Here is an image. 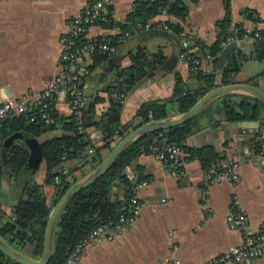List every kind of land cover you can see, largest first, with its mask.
Masks as SVG:
<instances>
[{
  "label": "crops",
  "instance_id": "1",
  "mask_svg": "<svg viewBox=\"0 0 264 264\" xmlns=\"http://www.w3.org/2000/svg\"><path fill=\"white\" fill-rule=\"evenodd\" d=\"M93 0H0V106L19 102L26 95H37L47 83L61 73L60 55L62 37L68 22L78 16ZM136 0H112L111 25L91 27L85 39L109 41L120 36L127 24ZM247 11H253V23ZM226 16L224 0H197L189 4V13L181 22L183 34L190 38L193 53L202 56V49L216 41V24ZM231 31L237 25L243 28L264 30V0H230ZM154 22H175L168 15H159ZM253 41L241 42L239 50L247 54ZM143 48L148 55L161 49L172 70L161 69L148 73L146 78L127 93L121 112V123L132 120L139 107L149 101L165 100L172 96L175 73H178L189 90L200 88L195 73L179 58L180 40L168 34L156 35L140 32L118 46L114 55L90 72L89 56L82 57L79 71L84 77L83 92L88 102L95 98L102 101L95 106L96 115L109 107L107 88L113 85L118 68L131 65L130 54ZM202 71L213 72L212 61L201 60ZM264 71V61H248L234 77L235 84L247 83L250 78ZM256 86L264 90V79ZM235 95L245 94L239 92ZM218 100V99H217ZM215 100V101H217ZM214 101V102H215ZM212 102V103H214ZM211 103V104H212ZM215 104V103H214ZM55 109L62 117L70 116L67 98L56 100ZM175 108L169 106V117L177 118ZM264 120L244 119L227 122L218 114L202 117L201 130L188 138L189 147L210 145L224 155V168L232 161L239 163L236 185L227 180L208 183L200 163L185 162L184 177H173L167 167L151 155H142L135 161L139 174L147 186L138 189L142 209L132 224L112 241L100 240L84 249L76 264H206L226 251L240 246L243 234L232 227L227 216L232 210V196L239 198L248 228L256 232L264 223V154L245 152L247 144L264 137ZM245 122L244 124H240ZM96 143L102 138L97 130H89ZM61 125L37 140L60 137ZM131 169V168H130ZM133 172V170L131 169ZM135 175V173L133 172ZM40 185L44 184L46 169L42 162L31 174ZM79 176L77 172L75 177ZM26 178V177H25ZM81 180V179H80ZM47 201L54 189L44 187ZM18 191L8 171L0 178V208L11 215L18 202ZM32 257L31 250H23ZM245 264H264V254Z\"/></svg>",
  "mask_w": 264,
  "mask_h": 264
},
{
  "label": "trees",
  "instance_id": "2",
  "mask_svg": "<svg viewBox=\"0 0 264 264\" xmlns=\"http://www.w3.org/2000/svg\"><path fill=\"white\" fill-rule=\"evenodd\" d=\"M224 1L226 16L216 24L215 43L204 47L202 56H198L196 53L192 54L200 60L206 56L213 58V72L198 71L195 73L200 88L189 90L182 77L175 73L172 96L165 100L149 101L142 104L132 120L123 125L121 123L123 103L111 97V94L116 92L127 95L146 78L148 73L160 71L168 61L161 49L148 55L143 48H139L136 53L129 55L131 59L129 67L116 70L115 81L112 86L107 88L109 107L104 113L96 115L95 106L102 99L95 98L87 101L85 108L82 109L80 122L72 115L64 118L55 109L56 99L53 97L47 101L48 109H42L38 105L27 114L3 121L0 127V178L3 171H8L19 194L18 202L12 208L11 215H6L0 208V238L4 242L14 250L23 253V250H31L32 257L38 259L41 256L46 222L55 203L72 185L95 169L118 141L142 124L167 119L169 106L174 107L176 113L180 115L187 112L208 91L218 86L235 84L234 77L240 72L244 63L264 61V30L255 29L259 33V37L253 40L250 52L245 54L238 49L229 56L222 70H217V57L223 49V43L229 36L234 35L230 30V0ZM196 2L197 0H136L120 36L109 41L83 38L82 40L77 39L76 42L78 45L91 41L108 42L117 50L120 44L129 39L119 42L123 39L125 32L132 30L138 24L154 22L153 20L164 10L169 17L177 20L163 22L168 24L171 31L166 33L180 40L184 35L181 22H184L188 16L189 4ZM246 13L253 23L258 22V19L252 17L253 11ZM109 18L110 21L102 25L109 27L112 24L110 11ZM236 29H238L237 37L242 38L244 28L237 25ZM188 39L190 38L188 37ZM114 54L99 51L91 54L89 56L92 62L90 72ZM80 78L83 87L84 77L81 73ZM259 79H264V71L250 78L247 84L256 85ZM214 103L206 107L198 117L185 124L147 135L133 143L106 174L77 193L68 202L59 218L54 235L53 255L49 264H63L74 247L86 240L98 226L114 224L122 215H129L130 200L135 193V188L138 183L144 180L139 174V168L135 166V161L142 155H150L152 146L173 145L179 147L184 153L185 162L196 160L200 163L203 173L208 177V183L217 173L223 171L224 168L221 164L226 161V158L214 147L210 145L189 147L187 145L188 138L202 129L201 118L218 114L227 122L244 119L264 120V108L248 96L235 94L225 95ZM43 112L49 114V124L41 119ZM58 125H61L63 134L42 144V162L46 169L43 185L38 184L32 175L25 171L29 149L22 140H16L10 146L7 151V167L3 166L2 148L6 139L14 135L38 139L56 129ZM79 126L82 127V132L79 131ZM91 129L99 131L102 138L100 143H96L90 138L89 130ZM260 144V140L254 139L247 146L252 153L258 154L261 150ZM127 167L135 173L133 179L126 175ZM64 171L66 172L64 173ZM77 172L80 173V177H75ZM45 186H51L54 189L50 201H47L44 194ZM0 264L15 263L0 252Z\"/></svg>",
  "mask_w": 264,
  "mask_h": 264
},
{
  "label": "built area",
  "instance_id": "3",
  "mask_svg": "<svg viewBox=\"0 0 264 264\" xmlns=\"http://www.w3.org/2000/svg\"><path fill=\"white\" fill-rule=\"evenodd\" d=\"M112 0H93L88 6H86L82 12L72 18L67 26L68 30L62 37V52L60 55V68L61 73L51 79L42 92L37 95H26L19 102H7L0 106V127L3 121L19 115L29 113L35 106L40 105L42 109H48V100L55 97L57 100L67 98L70 115H72L77 121L80 122L82 109L87 104V99L82 89L80 72L78 71L79 62L82 57L90 56L96 51L104 52L108 54L115 53L116 48L110 45L108 42L96 43V42H83L80 45L76 42L77 39L82 40L85 38L88 30L91 27L100 24H107L110 21L109 11ZM161 15H167L165 10ZM150 30H158L171 32L168 24L163 22H147L145 24H138L132 30L125 32L124 39L130 38L132 35ZM234 35L229 36L223 43V48L232 42H245L253 41L259 37V33L251 27L243 29V37L238 38V29L232 30ZM181 53L179 58L190 65V69L197 73L202 71L201 60L192 55L191 42L186 35L180 38ZM208 61H213L212 57L206 56ZM124 93H113L111 97L116 100L124 102ZM41 119L49 124L50 118L47 112H43ZM264 122V121H263ZM79 131L83 129L79 126ZM91 138V137H90ZM92 139V138H91ZM119 142V141H118ZM260 154H264V137L260 140ZM91 152V151H90ZM245 152H249V148H246ZM156 161L164 164L169 173L173 177H184L185 175V161L184 153L182 149L173 145H154L151 147L150 154ZM239 163L232 161L227 164L223 171L217 173L210 181V183L220 182L227 180L232 185H236L239 179ZM66 171H64L65 173ZM126 175L133 179L135 176L129 167L125 170ZM146 182H140L135 188V193L130 200L129 215H122L118 221L114 224H103L94 229L89 237L77 244L72 252L68 255L63 264H76L84 249L92 243H96L100 240L112 241L132 222L137 218L142 209V204L137 195V191L140 188L146 187ZM232 210L227 216V221L232 227L239 229L243 234V242L240 246L234 247L217 258L209 261L206 264H245L247 262L256 260L264 254V223H262L256 232H252L248 228L247 219L244 216L239 198L236 195L232 196Z\"/></svg>",
  "mask_w": 264,
  "mask_h": 264
},
{
  "label": "water",
  "instance_id": "4",
  "mask_svg": "<svg viewBox=\"0 0 264 264\" xmlns=\"http://www.w3.org/2000/svg\"><path fill=\"white\" fill-rule=\"evenodd\" d=\"M147 32L156 35L167 34L165 31L158 30H150ZM244 46L245 45L243 43L239 42H232L226 45L217 57V70L221 71L229 56L233 52L243 48ZM177 60L178 57L173 56L171 60H168L167 63L162 66V69L167 71L172 70V68H170L169 66L172 65V62L174 63ZM239 92L245 94L253 100H256L264 108V90L260 89L256 85L247 83L231 84L226 86H218L208 91L187 112L180 114L177 118L151 121L142 124L140 127L131 131L130 133L125 135L119 142H117V144L111 149V151L105 156L102 162L95 169H93L87 176L72 185L55 203L46 222L41 256L38 259L28 257L22 251L14 250L1 238L0 252L15 264H49L53 255L54 235L59 218L68 202L77 193L87 188L89 185L93 184L104 174H106L114 166L118 158L126 151V149L141 138L153 133L171 129L175 126L185 124L186 122L198 117L204 111V109L215 100L225 95ZM244 123L245 122H242L240 124ZM16 140H22L29 149V157L25 165L26 173L32 174L36 172L42 163V145L36 138H29L23 135H14L3 142V166L7 167V151Z\"/></svg>",
  "mask_w": 264,
  "mask_h": 264
}]
</instances>
